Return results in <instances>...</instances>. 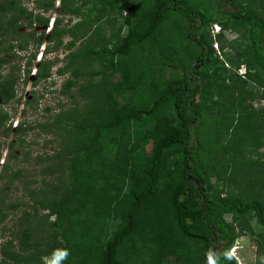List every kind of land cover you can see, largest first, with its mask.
<instances>
[{"label":"trees","instance_id":"obj_1","mask_svg":"<svg viewBox=\"0 0 264 264\" xmlns=\"http://www.w3.org/2000/svg\"><path fill=\"white\" fill-rule=\"evenodd\" d=\"M54 1H39L36 7L47 12L54 8ZM210 1L124 3L119 10L124 13L121 27L126 29L125 34L108 47L107 38L97 26L118 0H97L83 10L84 0H59V14L73 15L78 21L66 28L60 27L58 17L53 18L45 37L52 45L43 46L42 55L58 50L61 38L68 35L70 39L63 45L67 50L65 65L57 71L61 74L72 68V78L63 83L61 94L75 87L83 76L98 78L96 84L102 93L90 99L88 121L74 127L87 130L89 140H72L70 129L52 155L56 163L45 167L52 173L64 165L68 182L63 189L54 187L52 195L59 192L54 201L40 205L54 215L50 230H46L49 240L42 241L43 246H37L41 249L33 256L29 253L21 264H40V253L53 260L62 250L69 254L59 264H235L227 250L241 233L252 237L257 256L264 255V233L255 234L248 225L252 218L257 226L264 227V163L251 161L242 167L237 162L242 156L250 160L247 149L264 144V107L253 110L248 99L264 101V0H216L212 23L219 24L220 30H245L240 34L241 43L236 45L237 38L231 39L227 52L222 30L214 35L201 31L209 19L206 11ZM35 17L15 0H0V45L8 42L9 50L23 51L24 37L33 34L19 33V21L31 24ZM172 17L182 23L176 31L185 40H181L182 54L188 59L183 63L172 59L166 64L169 69L180 70L169 79L162 77L164 85L157 92L148 80L153 78L151 73H162L159 51L151 57L145 55L143 61L136 59L135 52L146 41L149 47L159 43L157 37L165 33ZM39 19L44 27L48 19ZM43 33L35 38V50L43 41ZM76 42L80 47L72 51ZM213 43L219 47L221 60L215 58ZM34 59L35 54L30 53L25 63L26 78ZM89 59L99 61L102 67L85 70L90 66ZM4 63L0 55L2 103L13 99L15 82L13 75L2 73ZM226 63L235 69L244 65V76L235 71V80L229 82ZM50 65L45 56L37 62L30 77L34 83L49 77ZM112 73L120 78L111 84V92H106L103 83ZM142 77L143 90L148 87L145 96L141 88L133 90ZM247 81L259 84L262 91L253 93L245 88ZM114 93L126 101V107L115 101ZM85 94L83 91L81 96ZM102 99L108 112H89L94 101ZM228 110L231 112L226 115ZM121 112L122 116H117ZM136 115L143 123L150 117L153 122L134 133L131 122ZM228 122L232 133L227 135V142L231 144L221 143ZM21 130L14 126L15 133ZM147 144L150 146L145 154ZM219 151L226 155L224 173L235 186L233 190L224 178L220 189L207 181V174L215 170L214 155ZM116 159L124 162L115 163ZM4 165L2 162L1 168ZM251 168L249 179L247 169ZM18 176L19 171H15L8 178ZM226 212L229 223L223 221ZM24 230L20 226L14 236L17 248L28 252L30 233Z\"/></svg>","mask_w":264,"mask_h":264},{"label":"rangeland","instance_id":"obj_2","mask_svg":"<svg viewBox=\"0 0 264 264\" xmlns=\"http://www.w3.org/2000/svg\"><path fill=\"white\" fill-rule=\"evenodd\" d=\"M39 1L43 0H15L23 11L25 10L27 13L31 11L33 17L36 16L34 20L32 18L33 21L31 24L26 21H19L20 26L17 30L19 33L26 35L31 32L33 34L32 36L24 37L26 43L23 51L14 48L9 50L8 42L0 45V55L6 60V63L1 67L2 73H9L13 75L15 79L13 83V99L6 103L0 101V264H21L20 260L25 262L24 259L29 256V253L33 256L34 251L37 252L41 249L37 246L42 241H46V238L49 240L46 230H50L54 215L49 214V210L45 208L46 206L40 207V205L46 204L48 201H54L59 196V192L57 195H52L54 187L55 189H63L64 185L68 182V177L64 165L61 168L59 167L58 171L57 168H54L52 173H50L48 169L45 170V167L49 164L53 165L56 163L52 155L57 151L60 138L68 136V131L70 129H72V140L85 142L89 140V133L87 130L79 131V129L75 130L74 127L88 121L87 113L90 99L94 98V96L98 97L102 93V89L96 84V81H99L98 78H87V76H83L77 79L75 87L64 89L66 94H61L60 91L63 90V83L67 79L72 78L70 74L72 68H68L61 74L57 71V69H61L65 65L67 50L63 45L70 39L68 35L61 38L62 45L58 50L51 51L46 55L43 54L40 57L43 59L45 56V60L51 62L48 71L49 77L44 80H38L35 83V79L30 78L33 75V71L36 69V64L40 55L39 52L42 50L43 46L48 45L45 40V34L48 31L47 27L52 19L58 17L60 27L66 28L71 27L78 21V18L73 15L59 14V10L57 9L59 0H55L54 8L47 12L36 7ZM84 1L85 4L82 10L86 9L91 3L97 0ZM135 1L136 0H118L117 4L108 10L109 15L97 26L107 38L106 45H108V47L114 45L116 40L124 36L126 31L124 27H121L124 13H120L119 8L124 3H135ZM215 3L216 0L208 2L206 15L209 19L207 18L205 25L201 28L202 32L206 33V31H208L209 35H211V29H214L212 19H216ZM223 9L229 10L225 6ZM253 9L257 11L260 10L258 7H253ZM261 16L262 14L258 15V17ZM39 17L48 19L44 27L40 26L39 23L41 19H39ZM167 22L169 23H167L166 29L164 30L165 33L157 37L159 43H155L149 47L146 41L141 44L135 52L136 59L143 61L145 55L151 57L154 51H159V64L163 65L162 73H151L153 78L150 77L148 80V82L154 84V89L157 92H159L164 85L163 79H169L174 73H179L180 70L179 67V70H174V68L169 69V67H166V64L171 62L172 59L173 61L181 59L182 63L188 59L182 54L183 47L181 46V40L184 39H180L181 37L176 31V28H180L182 23L180 20L176 22L174 17ZM217 25L219 26V24L216 23L215 26ZM119 27L120 29L117 31ZM42 30L44 31L43 41L39 48L35 50V38ZM221 30V35L225 42L224 51L226 52L229 50L228 45L231 39L237 38L236 45L241 43L239 41L241 37L240 34H244L245 31H231L228 28H221ZM51 45L52 43H50L48 47L50 48ZM79 47V42H76L71 50H76ZM212 47L215 52V58L221 60V52L219 51L218 45L216 46L218 49L217 52L215 50V44H213ZM30 53L35 54V59L31 62L28 78H26L25 69L27 64L25 65V63H28L27 59ZM89 62L90 66L85 68L87 71H96L102 67L97 60L89 59ZM224 66L228 69L227 73L230 77L228 81L231 82V80H235L236 76L234 72L237 69L231 67L228 63L224 64ZM238 69L240 71L237 74L241 75L244 72L245 66L241 65ZM119 78L117 73L109 74L106 77L105 83H103L106 92H111V84L117 82ZM139 79L141 81L138 82L139 84L137 86L134 85L135 87L133 90H140L141 88L145 96L148 87L143 90V77ZM244 85L245 88L250 89L253 93H255L256 90L258 92L262 91L259 84L253 85L251 82L247 81ZM262 88L264 90V86H262ZM83 91H86V94L82 97L81 93H83ZM114 97L115 101L121 104L122 108L126 107V101L120 99L117 93H114ZM248 99L251 102L253 110L258 111L260 108L264 107L263 100L259 98ZM102 100L103 101L100 100L98 103L94 101L95 105L89 112H93L95 115L101 112L106 114L108 108L105 106L104 99ZM245 102H248V100H245ZM145 103V100H143V105ZM223 105L225 104L223 103ZM168 112L169 110L166 111V113ZM230 112L231 110H228L226 115L230 114ZM122 113L123 112L119 113V115L117 114V116H122ZM159 114L161 115V112H159ZM151 118L152 117L147 118L145 123H143V121H140L141 116H134L131 122L132 131L138 133L142 131L143 128L150 126L153 122ZM56 121L61 124L59 126L55 125ZM15 125L20 126L22 129L19 133L14 132ZM226 125H228L226 127L228 130L221 135V143L226 142L227 144H231L227 142V135L232 133L230 132L231 122L226 123ZM243 131H246L245 128ZM238 138L243 139L242 136ZM149 146L150 144H147L144 147L145 154H148ZM244 150L245 152L249 150L248 152L250 154L248 155L251 159L249 160L248 157L242 156V159L237 160L240 166L246 167L251 161L259 162L260 160L264 163V144L259 148H252L251 150L248 148ZM225 157L226 155L223 151L215 153L214 161L216 162V167L213 172L207 174V181L215 185L217 189H220L223 186L221 179L224 178L227 181V185L230 187L229 190H233L235 186L227 179L224 173L227 167V165H223ZM2 162H4L5 165L1 168ZM114 162L123 163L124 160L116 159ZM247 170H249L247 171L249 175L246 177L250 179L253 174H251V170L253 172V169ZM15 171H19V176L10 180L8 176ZM255 173L256 171L254 174ZM223 221L229 223V212L224 214ZM248 225L253 233H264V227L257 226L252 218L248 219ZM20 226L30 233L29 240L31 245L28 247L30 249L28 252H23L21 249L17 248L18 243L14 234L19 230ZM57 240H60V238ZM9 242L10 244H8ZM40 246L43 245L40 244ZM230 247H232L230 249L232 254L238 258H236V261H238L239 264L240 261L242 264H264V255L259 257L254 253L253 239L247 233L236 235L229 248ZM6 253L8 254L6 255ZM40 254V264H48V262L51 261L52 258L50 256L44 255V253L40 256Z\"/></svg>","mask_w":264,"mask_h":264},{"label":"clouds","instance_id":"obj_3","mask_svg":"<svg viewBox=\"0 0 264 264\" xmlns=\"http://www.w3.org/2000/svg\"><path fill=\"white\" fill-rule=\"evenodd\" d=\"M51 23H52V21L50 22L49 26L47 27L48 31H47V33H46L45 35L48 34V32H49V30H50ZM215 25H216V24L213 25V28H214V29H211V31H210L211 35L218 34V33L221 32V30H220V28H219L218 25H217V27H218L219 29L216 30V32L214 31V30H215V27H216ZM213 44H215V50H216V52H217L216 43H213ZM42 52H43V47H42V50L39 52L40 55H39V57H38V61L41 59L40 57L42 56ZM239 71H240V70L237 69V70H236V73H238ZM33 74H34V71H33ZM237 75H238V74H237ZM243 75H244V72H243L241 75L239 74V76H243ZM231 248H232V247H230V248L227 250V253H228V255L233 259L232 255H231V250H230ZM68 254H69V253H68L66 250L59 251L58 255L55 256V259L49 261L48 264H59V261L62 260V259H64V258H66ZM233 261L235 262L234 259H233ZM235 264H236V262H235Z\"/></svg>","mask_w":264,"mask_h":264},{"label":"built area","instance_id":"obj_4","mask_svg":"<svg viewBox=\"0 0 264 264\" xmlns=\"http://www.w3.org/2000/svg\"><path fill=\"white\" fill-rule=\"evenodd\" d=\"M218 29H219V28L216 26L214 31L216 32V30H218ZM231 255H232L233 259L235 260L236 264H239L238 261H236V258H237V257H235V256L232 254V252H231ZM237 259H238V258H237ZM240 264H242L241 261H240Z\"/></svg>","mask_w":264,"mask_h":264}]
</instances>
